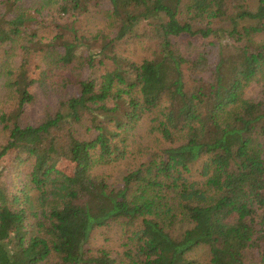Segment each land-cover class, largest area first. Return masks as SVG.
<instances>
[{
	"label": "trees",
	"instance_id": "obj_1",
	"mask_svg": "<svg viewBox=\"0 0 264 264\" xmlns=\"http://www.w3.org/2000/svg\"><path fill=\"white\" fill-rule=\"evenodd\" d=\"M133 42L148 56L120 53ZM261 80L264 0H3L14 108L0 114V161L29 167L22 189L0 182V264H198V249L202 264H264V89L245 96ZM34 86L60 101L32 125ZM129 160L120 188L94 175ZM202 160L206 180L191 183ZM113 223L122 255L92 253Z\"/></svg>",
	"mask_w": 264,
	"mask_h": 264
},
{
	"label": "rangeland",
	"instance_id": "obj_2",
	"mask_svg": "<svg viewBox=\"0 0 264 264\" xmlns=\"http://www.w3.org/2000/svg\"><path fill=\"white\" fill-rule=\"evenodd\" d=\"M37 0H23V3L26 7H33V3ZM3 0H0V9L2 8ZM105 8L109 7L105 5ZM120 53H123L125 56L130 57L134 61H140L144 57L148 56V52L142 48L141 45L133 43L125 44L123 47L119 48ZM36 63L39 67L47 71L51 68L50 65L45 61L36 60ZM88 75H86L87 77ZM38 77L37 73H33V78L36 79ZM51 82L57 81V75L51 76ZM264 89V80H261L257 83H252L245 90V96L248 99H258L260 97L261 91ZM32 92L36 96V101L34 105H31L26 109V121L29 124L35 125L39 121H41L44 117V112L47 108L54 109L60 98L58 94L53 91L51 86L39 87L34 86L32 88ZM12 92L9 88L4 86V83L0 81V114L2 113H10L14 108V100L12 96ZM150 118L145 117L143 121L139 122L138 131L142 135L148 131V127L150 126ZM131 142L135 141L137 138L133 136L131 133ZM7 142V134L3 133L0 130V147L5 145ZM16 153L12 152L8 157L0 161V174L1 180L0 182H4L8 187L13 188V185L16 184L18 189H22L25 185V175L28 171V164H21L14 174L9 172L11 167H17L18 163L15 159ZM23 156L22 158H24ZM206 160H202L198 162L195 167H193L192 174L188 177L191 183L201 184L206 178L199 173L202 170V166ZM17 162V163H16ZM28 163V162H27ZM132 163L129 161L115 162L110 164H97L94 168V175L103 177L110 185H113L116 188H120L123 185V178L129 171V164ZM15 165V166H14ZM59 169L67 174L72 173V166L68 164H63L59 166ZM187 228H190V225L185 223H179L175 226L174 231L176 234L183 233ZM125 243V236L123 235V227H121L118 223H113L110 226L101 228L93 233L89 249L92 253H96L100 250L110 251L114 256L122 255L125 248L123 247ZM192 258L198 263L202 264L208 261L209 255L206 249H198L193 255ZM254 264V260L252 261ZM258 264V263H255Z\"/></svg>",
	"mask_w": 264,
	"mask_h": 264
}]
</instances>
